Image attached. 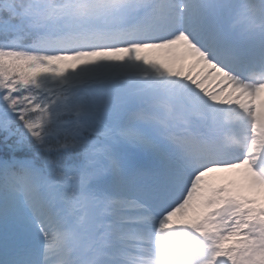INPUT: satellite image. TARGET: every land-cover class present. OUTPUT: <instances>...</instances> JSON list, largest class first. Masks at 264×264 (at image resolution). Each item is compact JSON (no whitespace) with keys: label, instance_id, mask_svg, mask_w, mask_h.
<instances>
[{"label":"snow or ice","instance_id":"1","mask_svg":"<svg viewBox=\"0 0 264 264\" xmlns=\"http://www.w3.org/2000/svg\"><path fill=\"white\" fill-rule=\"evenodd\" d=\"M264 264V0H0V264Z\"/></svg>","mask_w":264,"mask_h":264},{"label":"clouds","instance_id":"2","mask_svg":"<svg viewBox=\"0 0 264 264\" xmlns=\"http://www.w3.org/2000/svg\"><path fill=\"white\" fill-rule=\"evenodd\" d=\"M177 264H180V262H179V261H177Z\"/></svg>","mask_w":264,"mask_h":264}]
</instances>
